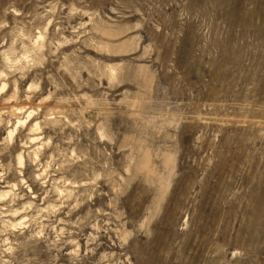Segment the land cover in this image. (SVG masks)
Here are the masks:
<instances>
[{
  "label": "rangeland",
  "instance_id": "obj_1",
  "mask_svg": "<svg viewBox=\"0 0 264 264\" xmlns=\"http://www.w3.org/2000/svg\"><path fill=\"white\" fill-rule=\"evenodd\" d=\"M4 81L0 264H264V0H0Z\"/></svg>",
  "mask_w": 264,
  "mask_h": 264
},
{
  "label": "bare ground",
  "instance_id": "obj_2",
  "mask_svg": "<svg viewBox=\"0 0 264 264\" xmlns=\"http://www.w3.org/2000/svg\"><path fill=\"white\" fill-rule=\"evenodd\" d=\"M6 86H7V84H6V82L4 81V82H2V84L0 85V93H4L5 92V89H6ZM6 94L4 93L3 94V97L5 96ZM1 104V103H0ZM17 109V108H16ZM18 110V109H17ZM30 114L31 113H29L28 114V116H30ZM1 115V114H0ZM28 116H27V118H28ZM26 118H23V117H19V119H18V125L19 124H25L26 123ZM13 131H14V129L13 130H11L10 132H9V135L10 136H12L13 135ZM32 138H35V137H32ZM5 192V191H4ZM4 194H3V192H2V194H1V197L3 196ZM9 195V194H8ZM6 196V195H5Z\"/></svg>",
  "mask_w": 264,
  "mask_h": 264
}]
</instances>
